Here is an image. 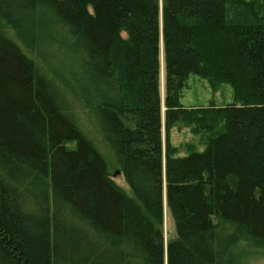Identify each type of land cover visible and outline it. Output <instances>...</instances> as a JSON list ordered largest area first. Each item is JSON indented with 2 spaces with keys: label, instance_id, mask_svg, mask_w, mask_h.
<instances>
[{
  "label": "trees",
  "instance_id": "trees-1",
  "mask_svg": "<svg viewBox=\"0 0 264 264\" xmlns=\"http://www.w3.org/2000/svg\"><path fill=\"white\" fill-rule=\"evenodd\" d=\"M191 75L233 101L185 107ZM177 126L199 137L183 154ZM249 249H264V0H0V264H243Z\"/></svg>",
  "mask_w": 264,
  "mask_h": 264
},
{
  "label": "rangeland",
  "instance_id": "rangeland-1",
  "mask_svg": "<svg viewBox=\"0 0 264 264\" xmlns=\"http://www.w3.org/2000/svg\"><path fill=\"white\" fill-rule=\"evenodd\" d=\"M9 30L11 35L15 38L23 50L31 57L35 58L36 61L40 63V65L44 66L41 58L38 57L37 52L29 49L23 43V40H21L17 34V31L11 27H9ZM56 62L57 61L55 60V65ZM50 75L53 76L52 74ZM164 80L161 77V91L163 96L165 95ZM233 96L234 90L230 84L212 83L209 80L201 78L197 75H191L188 85L183 89L181 102L185 107L189 108L209 107L211 105L219 107L231 103L233 101ZM81 114L84 127L87 129L89 135L97 144L99 150L105 157L113 180L124 190L131 193V190L110 147L103 139L102 135L99 133L88 114L82 110ZM198 138V134H195L191 129L183 126L174 127L171 131V141L174 145L179 147L180 154L188 152V149L191 147V145L197 144ZM75 145L76 143L74 142L69 146L74 147ZM163 231L164 243L166 246V244L176 236L174 222L167 211L166 205L164 207ZM240 259L242 260L243 264H264V249H249L247 251H243L241 252Z\"/></svg>",
  "mask_w": 264,
  "mask_h": 264
}]
</instances>
